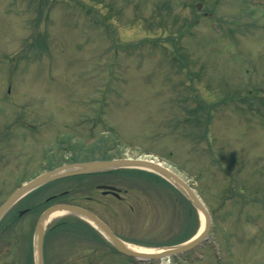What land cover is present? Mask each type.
<instances>
[{
  "label": "rangeland",
  "instance_id": "1",
  "mask_svg": "<svg viewBox=\"0 0 264 264\" xmlns=\"http://www.w3.org/2000/svg\"><path fill=\"white\" fill-rule=\"evenodd\" d=\"M129 151L165 163L211 214L207 248L151 264H264V0H0V165L27 185ZM130 172L23 197L93 198L83 205L144 248L199 233V211L157 177H140L132 211L102 197Z\"/></svg>",
  "mask_w": 264,
  "mask_h": 264
},
{
  "label": "flooded vegetation",
  "instance_id": "2",
  "mask_svg": "<svg viewBox=\"0 0 264 264\" xmlns=\"http://www.w3.org/2000/svg\"><path fill=\"white\" fill-rule=\"evenodd\" d=\"M13 161L18 164L15 156ZM76 163V159L72 158L69 164L64 163L65 165L61 167ZM27 165L29 168L32 166L29 160H27ZM15 169L17 167L13 164L0 165V208L24 185V179L16 176ZM142 176H144L142 173L130 172L122 182V186L102 184L97 189L101 191L102 197L111 198L132 211L133 207L131 208L130 202L132 195L143 202L147 198L145 191L138 185V182L142 181L140 178ZM7 177L8 179H4ZM110 189H115V191L111 192ZM139 193L140 195H137ZM70 194V190H66L58 195L62 197ZM83 200L88 201V204H95L93 198H83ZM83 200L57 201V195L41 200L37 194H32V196L23 197L13 203L0 217V264H37L39 249L42 252L43 264H115L114 254L119 257H117L118 264H128L129 259L121 255L99 230L85 220L73 214H66L62 218L42 219L45 212L54 206H77L95 215L117 239L128 243L116 235L106 220L88 206H84ZM109 215L113 218L115 212ZM41 221L43 225L39 232Z\"/></svg>",
  "mask_w": 264,
  "mask_h": 264
},
{
  "label": "water",
  "instance_id": "3",
  "mask_svg": "<svg viewBox=\"0 0 264 264\" xmlns=\"http://www.w3.org/2000/svg\"><path fill=\"white\" fill-rule=\"evenodd\" d=\"M116 169H141L153 172L165 180L172 183V185L177 188L191 203L192 205L202 213L205 218V230L203 234L198 236L196 239L189 242L187 245H182L174 248L164 249L162 252L157 254H148V255H139L136 252L132 251L129 246L121 242L119 239L113 236L109 228L94 215L89 213L88 211L72 206H58L48 210L42 219L53 215L56 212H68L77 214L92 224H94L115 246V248L127 257H131L133 259H150L157 260L162 258H168L171 256H175L177 254H181L183 252L189 251L196 247L199 243L203 242L206 239V236L209 233L210 229V218L207 212V209L197 196V194L193 191V189L180 177H178L173 172L169 171L161 167L158 164H154L151 162L143 161V160H112V161H96V162H88V163H79L71 166H66L60 168L58 170L49 172L38 177L36 180L31 182L26 187L17 191L11 198L8 200L2 208H0V217L3 215L5 210L10 207L14 202H16L19 198L22 197L24 193L27 191L33 190L35 188L41 187L49 182L61 180L64 178L74 177V176H82V175H90L93 173L116 170ZM42 221L39 225V232L42 230ZM41 237V236H40ZM147 256V257H143ZM37 264H43L42 261V252L38 251V262Z\"/></svg>",
  "mask_w": 264,
  "mask_h": 264
},
{
  "label": "bare ground",
  "instance_id": "4",
  "mask_svg": "<svg viewBox=\"0 0 264 264\" xmlns=\"http://www.w3.org/2000/svg\"><path fill=\"white\" fill-rule=\"evenodd\" d=\"M64 214L65 213H56V214L52 215L50 219L60 218V217L64 216ZM204 228H205V218L202 215V213H200V231H199V233L202 232L201 234H203V232L205 230ZM184 245H187V244H184ZM129 248L139 255L157 254V253L162 252L161 250H158V249H149V248H144V247H141L138 245H133V244L129 245ZM143 257H147V256H143Z\"/></svg>",
  "mask_w": 264,
  "mask_h": 264
}]
</instances>
